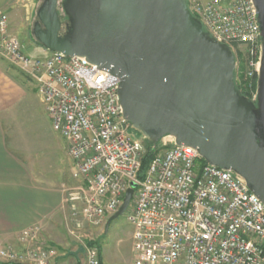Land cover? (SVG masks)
<instances>
[{"label": "built area", "instance_id": "obj_1", "mask_svg": "<svg viewBox=\"0 0 264 264\" xmlns=\"http://www.w3.org/2000/svg\"><path fill=\"white\" fill-rule=\"evenodd\" d=\"M188 5L208 34L233 50L237 87L255 102L260 33L252 0H188ZM0 56L34 85L52 131L67 145L79 186L65 202L76 228L79 220L104 225L135 183L126 213L134 264H264V206L239 176L203 164L196 150L165 138L138 178L144 140L123 127L116 76L43 48L27 54L2 13ZM39 233L37 227L22 232L20 250L0 249V261L55 264L56 250L39 245ZM83 249V264H101L95 248Z\"/></svg>", "mask_w": 264, "mask_h": 264}, {"label": "water", "instance_id": "obj_2", "mask_svg": "<svg viewBox=\"0 0 264 264\" xmlns=\"http://www.w3.org/2000/svg\"><path fill=\"white\" fill-rule=\"evenodd\" d=\"M59 1L38 8L36 44L116 76L124 128L151 145L169 138L196 150L205 164L243 179L264 206V0H252L260 33L255 102L237 87L233 50L207 33L188 0H63V36ZM135 189L131 183L105 231Z\"/></svg>", "mask_w": 264, "mask_h": 264}, {"label": "rangeland", "instance_id": "obj_3", "mask_svg": "<svg viewBox=\"0 0 264 264\" xmlns=\"http://www.w3.org/2000/svg\"><path fill=\"white\" fill-rule=\"evenodd\" d=\"M43 1L8 0L0 12L8 18L9 33L18 39L29 55L41 51V47L36 44L31 35V29L36 12ZM198 1L206 3L212 0ZM62 14L66 18L65 14ZM0 73L3 76L1 77L3 87L17 86L20 88L18 92L21 94L27 88L29 91L13 106L14 124H11L13 132L18 133L17 135L21 137L22 150L26 152L28 159L36 164L37 170L41 167L50 175L60 174L62 176L65 170L68 173L69 159L64 158L62 152L58 150L62 138L51 131L48 127V121L44 120L47 117L44 107L35 93L34 85L1 56ZM128 132L132 138L142 141V137L133 130L128 129ZM67 193L65 197H67ZM126 213L112 221L105 231L107 220L104 225L98 227H93L83 220H79L80 228H76L75 224L69 220L70 213L68 210L64 233L60 238L61 243L60 245H53L57 256L59 255L62 260H68L72 264H83L84 253L76 257L69 255V253H75L81 247H93L98 251L101 264H134L136 257L132 250V227L127 222ZM0 264L10 263L0 261Z\"/></svg>", "mask_w": 264, "mask_h": 264}, {"label": "crops", "instance_id": "obj_4", "mask_svg": "<svg viewBox=\"0 0 264 264\" xmlns=\"http://www.w3.org/2000/svg\"><path fill=\"white\" fill-rule=\"evenodd\" d=\"M7 1L0 0V12ZM1 77L0 73V248L20 250L19 235L34 227L40 232L37 243L54 248L53 245H60L66 224L65 194L79 186V182L72 178L70 160L68 173L65 170L61 176L50 175L41 167L37 170L36 164L28 159L22 150L21 137L13 132L11 124H14L13 106L29 91L21 90V94L17 86L3 87ZM45 115L52 131L46 112ZM58 148L68 158L63 139ZM55 264L72 263L58 255Z\"/></svg>", "mask_w": 264, "mask_h": 264}, {"label": "trees", "instance_id": "obj_5", "mask_svg": "<svg viewBox=\"0 0 264 264\" xmlns=\"http://www.w3.org/2000/svg\"><path fill=\"white\" fill-rule=\"evenodd\" d=\"M162 151L160 143L158 145H151L144 141V154L140 161V169L138 178L141 179L147 170L151 160ZM203 164L205 162L202 161Z\"/></svg>", "mask_w": 264, "mask_h": 264}, {"label": "flooded vegetation", "instance_id": "obj_6", "mask_svg": "<svg viewBox=\"0 0 264 264\" xmlns=\"http://www.w3.org/2000/svg\"><path fill=\"white\" fill-rule=\"evenodd\" d=\"M63 0H60L58 2V6H57V12H58V15H59V19H60V23H61V31H60V35L63 36L66 31H67V27H68V20H66V18L64 17V15L62 14V6H61V2ZM37 22V18L35 17L34 19V24ZM33 24V25H34ZM64 29V30H63Z\"/></svg>", "mask_w": 264, "mask_h": 264}]
</instances>
